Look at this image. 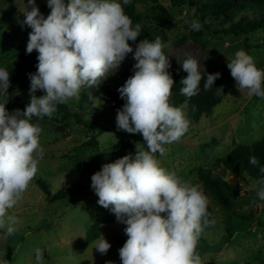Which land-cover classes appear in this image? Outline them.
Listing matches in <instances>:
<instances>
[{
	"label": "clouds",
	"instance_id": "obj_1",
	"mask_svg": "<svg viewBox=\"0 0 264 264\" xmlns=\"http://www.w3.org/2000/svg\"><path fill=\"white\" fill-rule=\"evenodd\" d=\"M129 3L47 0L51 11L45 18L36 0H27L24 19L18 23L31 28L26 54L38 52V63L36 72L28 74L30 101L25 109L9 112L0 104V230L15 233L18 219L9 210L22 200L43 159L42 129L33 117L51 118L57 105L79 99L84 86L98 87L132 53L134 74L118 89L125 103L115 119L117 130L140 134L143 142H135L134 154L103 164L91 176V189L98 205L126 225L128 238L118 250L121 264H202L198 241L205 228L216 223L210 219L208 198L198 185L161 167L157 159V153L165 155L166 145L179 142L188 131L186 103L177 107L170 102L175 82L164 53L166 43L157 36L142 39L135 50L130 45L140 36L141 25L133 26L125 13L123 5ZM190 28L199 31L201 24L193 20ZM227 67L238 90L264 97V69L251 55L239 50ZM179 70L187 74L180 81V94L190 99L200 90V65L188 57ZM220 75L207 74L204 90L209 91ZM9 87L10 73L0 67V92L7 94ZM38 90L44 94L37 96ZM250 163L256 164V158ZM257 185L256 195L264 201V177ZM110 248L102 234L94 241L101 255ZM35 258L36 264H44L41 249H35Z\"/></svg>",
	"mask_w": 264,
	"mask_h": 264
},
{
	"label": "rangeland",
	"instance_id": "obj_2",
	"mask_svg": "<svg viewBox=\"0 0 264 264\" xmlns=\"http://www.w3.org/2000/svg\"><path fill=\"white\" fill-rule=\"evenodd\" d=\"M25 4L27 0H0V67L10 73V87L7 94L0 92V104L15 99L30 101L29 78L18 82L12 78L15 63L26 50L32 31L18 23L24 19L21 12ZM36 5L45 18L50 14L47 0H36ZM160 5L167 7L172 16L168 24L164 25ZM123 7L127 15L136 18L134 25L139 23L141 29L159 36L166 43L164 53L171 65L170 73L181 69L188 57L197 59L202 72H224L222 102L209 116L202 117L196 124L189 123L188 131L180 141L166 145V154L160 156L157 153V159L161 167L198 185L208 198V207L216 223L211 230L204 231L198 241L197 251L202 264H264V201L256 195L257 184L216 167V161L235 148L253 145L264 138V97L249 96L247 90H238L227 67L235 53L244 50L254 58L258 68H264V29L250 35L247 42L231 41L228 37H215L211 33L204 34L201 40H191L187 38L185 28L188 12L172 8L168 0H130ZM206 22L212 27L218 25L213 14ZM135 63L133 56H128L117 72L100 80L98 87H82L91 89L85 107L91 113H98L112 128L97 139L106 146L105 149L98 147L95 154L81 150L89 141L87 134L55 119L33 117L32 122L42 129L43 159L22 200L9 210V214L18 219L15 233L6 235L5 230H0V264H36L37 248L43 251L44 264H106V261L121 264L118 251L121 247L116 239L120 235L127 240L125 224L116 221L101 228L100 233L111 244L106 255L94 249L95 240L87 242L98 213L104 209L98 205V197L91 189V176L103 164L109 163L118 141L143 142L140 134L117 130L115 118L122 106L105 97L108 93L118 92L127 76L133 73ZM117 74L122 75L120 80L102 86L107 78ZM43 94L40 90L36 93L37 96ZM74 100L63 105L79 110ZM199 166L213 168L216 174L224 177L233 193L236 214L229 218L228 213L206 193L195 172ZM38 179L45 180L54 192L76 184L83 189L51 203L37 185Z\"/></svg>",
	"mask_w": 264,
	"mask_h": 264
},
{
	"label": "trees",
	"instance_id": "obj_3",
	"mask_svg": "<svg viewBox=\"0 0 264 264\" xmlns=\"http://www.w3.org/2000/svg\"><path fill=\"white\" fill-rule=\"evenodd\" d=\"M172 8L186 10L188 12V20L185 22V28L188 31L187 38L191 40H201V37L206 33H211L215 37H228L231 41L243 40L248 41L249 36L257 33L259 30L264 29V2L255 1L249 2L246 0H168ZM161 16L164 19V25L170 23L172 18L168 8L165 6H159ZM210 14L215 16L218 20V25L212 27L211 23H207L206 19ZM241 15V16H240ZM128 16L134 23L135 19L132 15ZM193 20L199 21L201 28L199 31H193L190 28V22ZM134 26V24H133ZM147 38L152 41L156 37L141 29V34L135 42L129 41L130 45L135 50L136 45L142 40ZM38 52L35 50L31 54H26V50L20 55L18 61L15 63L16 68L13 69L12 78L18 82L22 79L29 78V73L36 72V65ZM128 56H133L132 53ZM127 56V57H128ZM264 69V68H263ZM203 79L200 82V90L197 95L191 97H185L180 94L179 89L182 87L180 81L187 74L183 71H177L171 73L174 80L172 89V96L170 102L177 107L185 105L184 108L186 118L190 124L198 123L202 117L209 116L213 109L219 105L223 98V87L226 80L224 72H219L220 78H218L212 88L209 91L204 90V83L207 79V74H214L213 72H202ZM131 73L127 76L128 79ZM122 75H114L109 77L102 83L103 87H107L108 84L115 83L121 79ZM222 88V89H220ZM91 93V89L85 87L81 90L79 99L74 100V103L78 106L79 110L68 108L63 104H59L56 107V111L51 117L56 121H60L71 128L81 130L84 134H87L90 138L89 141L84 144L81 150H88L92 153H96V150L101 147L105 149L106 146L98 142V137L112 130L105 122L104 119L98 115V113H91L85 107V99L88 94ZM107 99L114 101L120 106H123L125 101L120 98L119 92H111L105 96ZM29 102H24L20 99H15L6 104V108L9 112L15 109L23 111ZM56 116V117H54ZM36 118V117H35ZM135 153V144L120 140L118 141L112 150L109 163L114 162L116 159L121 158L128 154ZM255 157L256 164L250 163V158ZM216 167H220L224 172L237 176L241 179L249 178L256 182L262 177L264 173L261 172V168H264V138L257 143L249 146H239L235 148L229 155L222 157L216 161ZM196 175L199 183L204 187V190L209 194L213 201L218 204L224 211L228 213L230 218L236 214V204L233 198V193L223 176L216 174L212 168H204L202 166L195 168ZM37 185L45 195L46 199L53 203L63 200L74 192L83 189V186L76 184L70 188H61L54 192L50 185L43 179H38ZM258 187V185H257ZM209 213H211L210 219H212V211L208 207ZM238 214V213H237ZM116 222L115 215L110 209H103L98 213L97 219L92 227V231L89 233L87 242H92L100 238L101 228L109 223ZM211 227L205 228L204 231L211 230ZM232 230H229V232ZM126 242L123 236H117L116 243L119 247H122ZM248 264V263H242Z\"/></svg>",
	"mask_w": 264,
	"mask_h": 264
}]
</instances>
